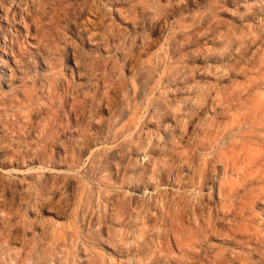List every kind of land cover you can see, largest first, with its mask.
Wrapping results in <instances>:
<instances>
[{
  "label": "rangeland",
  "instance_id": "1",
  "mask_svg": "<svg viewBox=\"0 0 264 264\" xmlns=\"http://www.w3.org/2000/svg\"><path fill=\"white\" fill-rule=\"evenodd\" d=\"M0 264H264V0H0Z\"/></svg>",
  "mask_w": 264,
  "mask_h": 264
},
{
  "label": "bare ground",
  "instance_id": "2",
  "mask_svg": "<svg viewBox=\"0 0 264 264\" xmlns=\"http://www.w3.org/2000/svg\"><path fill=\"white\" fill-rule=\"evenodd\" d=\"M83 21H84V20H83ZM83 21H82V22H83ZM87 22H88V21H87ZM83 25H84V24H83ZM207 157H208V156H207ZM221 162H222V161H221Z\"/></svg>",
  "mask_w": 264,
  "mask_h": 264
}]
</instances>
